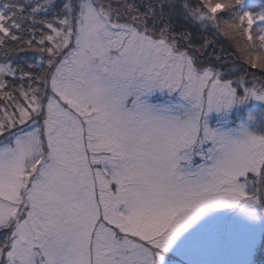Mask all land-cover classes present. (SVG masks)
Instances as JSON below:
<instances>
[{"label": "snow or ice", "instance_id": "obj_1", "mask_svg": "<svg viewBox=\"0 0 264 264\" xmlns=\"http://www.w3.org/2000/svg\"><path fill=\"white\" fill-rule=\"evenodd\" d=\"M177 261L264 264V0H0V264Z\"/></svg>", "mask_w": 264, "mask_h": 264}, {"label": "trees", "instance_id": "obj_2", "mask_svg": "<svg viewBox=\"0 0 264 264\" xmlns=\"http://www.w3.org/2000/svg\"><path fill=\"white\" fill-rule=\"evenodd\" d=\"M216 39L218 40V43L216 44L217 49L226 48L228 52L231 53L232 49L231 47H229L230 41L227 37H224L221 35V36L216 37Z\"/></svg>", "mask_w": 264, "mask_h": 264}, {"label": "rangeland", "instance_id": "obj_3", "mask_svg": "<svg viewBox=\"0 0 264 264\" xmlns=\"http://www.w3.org/2000/svg\"><path fill=\"white\" fill-rule=\"evenodd\" d=\"M233 115H235V113H233ZM212 119H213V121H215V120L217 119V117L214 115V116L212 117ZM170 259H171V260H176L177 258H176L174 255H170ZM177 264H178V261H177Z\"/></svg>", "mask_w": 264, "mask_h": 264}]
</instances>
